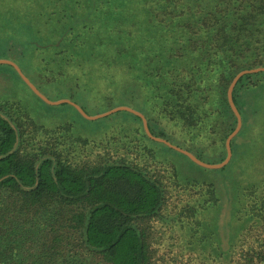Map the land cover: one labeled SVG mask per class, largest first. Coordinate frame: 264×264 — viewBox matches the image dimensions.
I'll list each match as a JSON object with an SVG mask.
<instances>
[{"label":"trees","instance_id":"trees-1","mask_svg":"<svg viewBox=\"0 0 264 264\" xmlns=\"http://www.w3.org/2000/svg\"><path fill=\"white\" fill-rule=\"evenodd\" d=\"M149 1V36L113 46L117 54H143L150 64L141 69L155 98L148 129L163 136L148 123L161 116L196 139L210 135L220 160L225 149L217 130L225 137L235 122L226 86L237 70L264 65V0ZM260 72L238 77L231 90L236 107L238 91ZM23 114L13 123L0 114V264H80L88 253L106 264H157L162 252L148 221L169 207L175 210L174 238L183 229L222 257L199 264H264L263 185L241 186L238 211L246 222L234 241L211 247L198 214L217 198L213 183L180 182L171 163L159 161L154 171L141 165L142 149L155 157L139 136L148 137L138 115L139 125L121 133L133 139L135 157L89 164L47 150L59 145L67 124L46 127Z\"/></svg>","mask_w":264,"mask_h":264},{"label":"rangeland","instance_id":"rangeland-1","mask_svg":"<svg viewBox=\"0 0 264 264\" xmlns=\"http://www.w3.org/2000/svg\"><path fill=\"white\" fill-rule=\"evenodd\" d=\"M152 7L149 0H0V58L14 61L48 99L69 98L87 114L127 105L146 119L155 98L151 86L147 85L150 78L141 69L150 64L147 66L143 54H117L113 46L117 42L125 44L128 39L138 41L143 33L149 36ZM128 30H133L131 35ZM149 48L151 45L146 46ZM121 63L124 65L120 66ZM56 65L60 69L54 70ZM14 70L9 63L0 62V104H6L0 106V114L11 123L12 118L23 119L25 112L46 127L67 124L68 129L60 130L63 137L56 142L59 145L47 150L89 164L105 158L128 161L135 157L133 139L121 138L122 132L139 125L135 113L118 109L86 118L68 102L43 101ZM250 78L256 79L254 84L242 87L236 96L240 130L230 138V156L222 166H202L146 133L148 137L139 135L155 157L150 159L141 148L138 157L141 165L154 171L160 166L159 161L171 163L180 182L213 183L217 198L198 214L203 230L211 236V247L222 248L224 243L234 241L246 222L238 211L241 186L250 182L264 186V72L252 74ZM155 118L156 121L148 122L152 132L162 131L160 137L189 150L202 161H219L218 145L212 144L210 135L196 139L164 117ZM140 124L142 127L141 119ZM221 134L218 129L217 136L223 138L224 146L225 137ZM172 210L166 208L154 221H148L153 240L159 242L158 250L162 252L157 264H171L174 260L176 264H199L208 261L210 256L222 259L210 246L201 245L195 235L190 236L183 229L174 238L177 227L172 224L175 217ZM80 264L106 263L88 253Z\"/></svg>","mask_w":264,"mask_h":264},{"label":"water","instance_id":"water-1","mask_svg":"<svg viewBox=\"0 0 264 264\" xmlns=\"http://www.w3.org/2000/svg\"><path fill=\"white\" fill-rule=\"evenodd\" d=\"M0 62H6L9 63L17 72V74L20 76V78L24 81V83L31 89V91L33 93H35L39 98H41L43 101L47 102V103H59L62 101L68 102L69 104H71L82 116L86 117V118H95V117H99L105 114H108L112 111L118 110V109H125L128 110L130 112H133L135 114H137L140 119H141V123H142V127L144 132L152 139L161 141L163 143H165L166 145L184 153L186 156H188L191 160H193L194 162H196L197 164H200L202 166H206V167H220L222 166L228 159L230 156V146H229V140L230 138L237 132V130L240 127L241 124V118H240V114L232 100L231 97V90L233 88L234 83L236 82V80L238 79V77H240L242 74L244 73H249V72H255V71H259V70H264V65H257V66H253V67H246V68H241L239 70H237L230 78L227 86H226V90H225V95H226V101L228 103L229 108L231 109L232 113L235 116V123L233 128L227 133V135L224 138V149H225V154L223 156V158L217 162H213V163H209V162H205L200 160L199 158H197L193 153H191L189 150L184 149L182 147H179L171 142H169L168 140H166L163 137L160 136H156L154 134H152L147 126L146 123V119L144 117V115L127 106V105H115L112 106L104 111H101L99 113H94V114H87L77 103H75L74 101L70 100L69 98H65V97H61V98H57V99H48L30 80L29 78L21 71L20 67L12 60L7 59V58H0Z\"/></svg>","mask_w":264,"mask_h":264}]
</instances>
